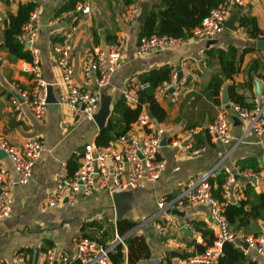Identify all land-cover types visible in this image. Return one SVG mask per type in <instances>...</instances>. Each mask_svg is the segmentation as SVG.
Returning <instances> with one entry per match:
<instances>
[{
	"label": "crops",
	"instance_id": "0c3cea01",
	"mask_svg": "<svg viewBox=\"0 0 264 264\" xmlns=\"http://www.w3.org/2000/svg\"><path fill=\"white\" fill-rule=\"evenodd\" d=\"M28 1L31 0H0V46L6 29L4 20L8 23L9 15L15 14L20 4ZM32 1L36 3L38 34L31 44L21 43L27 50H30L29 45L37 49L41 76L52 87L56 98L62 88L61 70L56 64L54 46L62 42L64 34L73 25L77 26L70 51L74 79L78 85L92 91L97 89L94 78L85 80L82 72L87 52L94 45L115 41L121 33L126 36L123 63L103 90L111 95L112 104L120 99L130 79L141 81L144 73L162 66L171 67V76L173 71L182 72L179 80L176 75L169 82L159 85L154 92L156 101L166 112L162 121L150 116L149 124L150 129L161 136V141L165 140L158 153L165 164L159 180L145 182L141 188L121 191L125 209L120 219L132 222V232L143 236L149 247L150 257L139 259L134 264H173L177 258L183 260L181 264H194L188 258L199 253L195 243L205 245L208 236L205 239L191 221H204L214 238L212 220H208L209 204L180 210L184 212L180 215L167 209L161 210L158 201L175 196L190 178L210 170L213 177L223 174V180L225 168L232 170V173L234 169L237 171L232 176L231 203L238 202L240 206L239 201L247 199L249 203L244 208L250 210L239 225H229L235 233V239L230 242L246 254L247 260L243 264H264V253L257 254L253 248L243 245L248 237L264 236V206L258 207L257 215L250 209L251 203H259L258 194H264V134L258 139L247 133L246 123L241 119L240 122L235 121L233 117L236 115L231 111L229 143L212 141L205 129L220 110L228 109L222 102L224 94L229 104L238 97L251 106L258 96L255 92L256 81L261 83L260 94H264V50L256 45L258 39H264V0H244V6L240 7L242 12L239 18L244 15L256 21L258 34L255 38L239 25L238 18L234 30L225 27L211 39L186 38L175 48L146 56L136 54L140 23L127 24L122 14L133 3H139L140 12L144 1L148 2L149 9L161 3V0H134L129 5H125L123 0L78 1L89 5L88 14H78L75 8L60 11L68 0ZM230 46L237 52V71L225 76L218 55H208L207 51L227 50ZM29 62L13 57L6 48L0 47V138L14 145H21L30 138H38L45 143L29 181L15 184L10 189V214L0 220V264H23L18 260L20 253L25 264H41L47 250H52L56 256L74 258V239L83 235L81 226L86 222L101 226L97 230L87 227L86 231L96 234L99 239L102 232H106L103 238L106 243L119 236V219L116 218L111 194L107 192L96 190L88 195L79 194L74 204L46 205L60 170L65 169L69 175H72L70 169L76 172L84 145L96 143L100 129L91 116L75 113L58 102L48 104L45 116L37 119L27 103L19 98L25 119L18 120L12 111L10 95L16 91L15 86L30 90L32 79L26 70ZM216 78L218 80L215 82ZM142 108L150 112L146 105ZM132 127H138L140 133L144 131L135 122ZM189 128H194L191 135L184 133ZM245 157L257 160L259 169L240 170L237 161ZM0 162L15 177L10 160L5 157ZM157 224L163 226V231L157 230ZM35 249L38 250L37 262ZM122 252L124 258L120 264H128L126 245ZM180 254L188 256L182 257ZM57 264L60 263L57 261Z\"/></svg>",
	"mask_w": 264,
	"mask_h": 264
},
{
	"label": "built area",
	"instance_id": "2783aa9c",
	"mask_svg": "<svg viewBox=\"0 0 264 264\" xmlns=\"http://www.w3.org/2000/svg\"><path fill=\"white\" fill-rule=\"evenodd\" d=\"M139 4V3H138ZM131 4L123 12L122 18L127 24L137 23L139 6ZM244 0H223L218 6L212 8L201 23L195 26L187 38L211 39L225 29V21L235 8L244 6ZM75 11L78 14H88L90 7L87 4L77 3ZM37 9H33L28 20L22 25L17 39L22 43H32L38 34ZM77 26H71L64 34V39L54 46L57 54L56 64L61 70V88L57 102L68 106L75 113H84L91 116L98 110L100 96L109 85L114 72L122 65V56L125 49L126 36L121 33L115 41L94 45L87 52L82 63V72L85 80L94 78L97 85L95 91L78 85L74 79V68L70 61L71 42ZM186 38L175 37L167 34L144 35L138 39L136 54L146 56L152 53L172 49L181 44ZM31 60L26 65V70L31 74L32 86L30 90H23L19 86L10 95L12 111L18 120H24L25 115L21 110V101L24 100L31 113L37 119H42L46 112L47 83L41 76L40 60L37 49L29 45ZM177 75L172 72L171 80ZM147 83L130 79L123 88L122 94L125 102L130 107L139 103V92ZM230 111L246 123V132L260 139L264 134V94L253 99L251 106H243L238 102H231L228 109L220 110L214 119L206 126V132L214 142L229 143L230 136ZM135 123L144 128L142 133L138 127H131L124 134L109 141L107 144L89 142L84 145L80 154L79 167L72 175L65 169L60 170L56 176L53 192L47 197L46 205L60 206L64 203L74 204L78 195H88L96 190L108 194L141 188L145 182L159 180L164 169V161L158 157L161 147V136L150 129L149 112L142 108ZM185 134L194 133V128L184 131ZM45 147L43 140L30 138L21 145H14L0 138V148L3 149L10 160L15 177L0 162V220L10 214L9 194L15 184H26L32 176L34 166ZM220 198L212 194L210 178L213 171H207L196 177L190 178L184 187L171 199L161 198L158 207L161 210H186L199 204H209V212L214 229V239L201 253H196L188 258L190 263L214 264L222 254L225 241H233L235 233L223 213L224 207L231 203V182L233 173L229 168L224 170ZM163 226L157 224V230L163 231ZM247 247L253 248L257 254L264 253V236L259 234L246 239ZM126 245V235L117 236L116 239L103 245L97 240L79 235L74 239L76 254L74 258L56 254L47 250L41 264H114L110 258L115 246ZM252 261L254 258H251ZM18 260L25 264L23 254L18 255ZM183 260L177 258L173 264H181ZM250 264V263H245Z\"/></svg>",
	"mask_w": 264,
	"mask_h": 264
},
{
	"label": "trees",
	"instance_id": "16d2710c",
	"mask_svg": "<svg viewBox=\"0 0 264 264\" xmlns=\"http://www.w3.org/2000/svg\"><path fill=\"white\" fill-rule=\"evenodd\" d=\"M78 1L82 0H68L60 11L74 9ZM223 0H161V3L151 6L145 16L143 22L140 24L138 39L144 35L151 34H167L180 38H187L191 34V29L199 25L202 19L208 15L209 11L218 6ZM134 0H123L125 5L133 3ZM34 1L20 4L15 14H10L8 17L7 27L4 31L3 43L0 47L8 50L9 54L13 57H19L26 61L31 60L30 50L24 46L18 39L17 35L21 31L22 25L28 20L31 11L35 8ZM239 25L246 28L249 35L253 38L257 37L258 28L256 21L253 17L241 16L239 18ZM208 55H218L222 62L225 76L232 75L237 71L235 66L236 62V49L230 46L227 50L211 49L207 51ZM171 67L162 66L144 73L141 77V82L147 83V86L139 92V103L135 107H130L124 100H115L112 104L111 113L108 117L106 125L102 128L96 136L97 144H107L109 141L124 135L132 123L138 118L142 107L146 105L147 109L151 112L156 121H162L165 116V110L159 105L154 97V92L159 85L171 80ZM218 80L216 78L215 82ZM251 85V84H250ZM235 102L243 106L244 104L240 98H234ZM79 155V154H78ZM237 166L240 170L251 168L258 170V161L251 157L241 158L237 161ZM78 167V166H77ZM70 174L74 172L70 169ZM223 174L212 176L209 180L212 185V194L220 198L221 185ZM174 196H168L171 199ZM259 203L250 204V209L256 215L258 214V207L264 206V194H258ZM240 206L235 203H229L224 207L223 213L228 220L229 225L236 226L243 221L244 216L250 214V210L244 208L249 203L248 200H240ZM194 228L201 232L202 236L206 239L205 245L195 243L196 251L202 252L204 248L211 245L213 242V234L209 228H206L204 221H191ZM134 224L126 219H119L117 221V232L119 236L126 235V246L128 248V264H134L139 259L149 258V247L143 236L132 232ZM92 227L95 230L101 229V226L94 222H86L82 224L81 231L84 236L93 238L99 243L106 245L103 240L106 232H102L101 239L96 237V234L87 232L86 228ZM129 239V240H128ZM48 245H51L48 243ZM123 246L117 244L113 252L110 253V258L114 264H120L124 258L122 252ZM181 255V254H180ZM187 257L188 254L181 255ZM247 260L246 254L239 247L225 241L222 246V254L218 257L214 264H243Z\"/></svg>",
	"mask_w": 264,
	"mask_h": 264
},
{
	"label": "water",
	"instance_id": "95a60500",
	"mask_svg": "<svg viewBox=\"0 0 264 264\" xmlns=\"http://www.w3.org/2000/svg\"><path fill=\"white\" fill-rule=\"evenodd\" d=\"M147 10H148V2L144 1L142 3V6L140 8V12H139L138 17H137L138 23L141 24L143 22L144 16H145ZM241 12H242L241 8H235L231 12V14L228 17V19L225 21V27L228 28V29L234 30L235 22L238 20ZM3 24H4V28H6L7 27V20H4ZM210 41H214V40H210ZM256 45H257L258 48L264 50V39H258L256 41ZM181 76H182V72H181V70H179L178 73H177V79L179 80L181 78ZM255 84H256L255 92H256V95L259 96L260 92H261V90H260L261 83L259 81H256ZM223 96L224 97H223L222 102H223V104L225 105L226 108H229V103H228V99L226 97V94H224ZM120 99L121 100H125L123 94L120 97ZM46 102L48 104L57 103V98L53 94L52 87L50 85H47ZM111 109H112V98H111V95L107 94L106 92H102L101 96H100L99 108L92 115L93 120L95 121L96 125L98 126V128L100 130L102 128H104V126L106 125L108 117H109V115L111 113ZM149 114L152 117V114L150 112H149ZM233 119L235 121H238V122L241 121L237 116H234ZM161 144L162 145L165 144V140H162ZM5 157H7L6 152L3 149L0 148V159H3ZM233 173L234 174L237 173L236 169L233 170ZM111 197H112V200H113L114 206H115L116 218L120 219L122 217V214H123L124 209H125L124 208L123 194H122V192H113L111 194ZM236 205L239 206V203L236 202ZM169 212H172V213H175V214H180V215L184 214V212H182L180 210H177V209H174V208L169 210ZM208 220L209 221L211 220L210 216H208ZM243 245L247 246V243H244ZM34 254H35V262H37V258H38V250L37 249L34 250ZM74 263L75 264H81L80 260H78V259L75 260ZM200 264H207V263H200Z\"/></svg>",
	"mask_w": 264,
	"mask_h": 264
},
{
	"label": "rangeland",
	"instance_id": "374dc122",
	"mask_svg": "<svg viewBox=\"0 0 264 264\" xmlns=\"http://www.w3.org/2000/svg\"><path fill=\"white\" fill-rule=\"evenodd\" d=\"M175 209V208H174ZM178 210V209H177ZM232 230V229H231ZM233 231V230H232ZM234 232V231H233ZM201 253V252H200Z\"/></svg>",
	"mask_w": 264,
	"mask_h": 264
}]
</instances>
